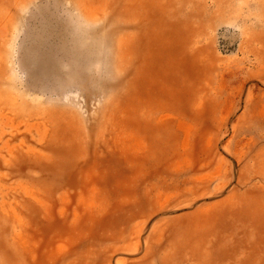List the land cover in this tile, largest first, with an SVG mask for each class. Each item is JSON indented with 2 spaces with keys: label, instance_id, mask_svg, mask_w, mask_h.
<instances>
[{
  "label": "rangeland",
  "instance_id": "rangeland-1",
  "mask_svg": "<svg viewBox=\"0 0 264 264\" xmlns=\"http://www.w3.org/2000/svg\"><path fill=\"white\" fill-rule=\"evenodd\" d=\"M0 264H264V0H0Z\"/></svg>",
  "mask_w": 264,
  "mask_h": 264
}]
</instances>
